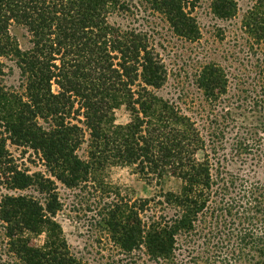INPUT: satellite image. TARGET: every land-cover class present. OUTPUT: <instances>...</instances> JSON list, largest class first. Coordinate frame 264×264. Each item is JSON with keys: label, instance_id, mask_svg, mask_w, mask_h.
Here are the masks:
<instances>
[{"label": "trees", "instance_id": "trees-1", "mask_svg": "<svg viewBox=\"0 0 264 264\" xmlns=\"http://www.w3.org/2000/svg\"><path fill=\"white\" fill-rule=\"evenodd\" d=\"M147 1L176 34L200 37L191 12L199 0ZM217 1L219 14L229 17L233 0ZM257 1L252 17L258 20L264 0ZM125 6L118 0H0V173L7 189L36 186L47 197L43 203L29 195H5L0 214L8 236L46 229L54 238L41 248L18 238L17 249L30 264H91L57 239L60 226L52 217L61 204L51 192V177L70 188L88 186L108 166H133L148 180L170 172L182 186L133 203L121 198L107 203L103 224L119 252L111 264H264V182L242 184L226 176L208 153V143L224 130H212L207 139L190 116L155 92L167 70L150 35L108 21L112 8ZM14 24L27 29L26 48L12 34ZM245 28L251 29L253 45L264 49V27ZM4 59L19 69L20 88L4 83ZM256 63L251 83L241 72L236 88L239 98L262 113L261 127L243 122L234 127L237 153L259 161L264 159L259 149L264 52ZM198 83L210 101H217L228 92L229 78L210 62ZM122 106L131 116L126 124L116 123L115 111ZM10 143L41 153L51 177L23 169Z\"/></svg>", "mask_w": 264, "mask_h": 264}, {"label": "rangeland", "instance_id": "rangeland-1", "mask_svg": "<svg viewBox=\"0 0 264 264\" xmlns=\"http://www.w3.org/2000/svg\"><path fill=\"white\" fill-rule=\"evenodd\" d=\"M118 1L128 5L125 6L128 9L112 8L108 21L121 27H137L147 32L152 46L160 54L166 67V80L155 92L190 116L203 129L207 139L212 137V130H224L225 133L220 138H213V144L208 143V153L216 165L223 166V172L228 173L226 176L238 177L242 179L239 181L242 184L264 182V159L257 161L253 160V155L237 153L234 127L236 122L261 127L262 113L251 107L249 99L238 97L240 93L236 83L241 72H245L251 83L257 71V59L263 58L264 49L253 45L251 29L245 27H264V6L258 7L260 12L257 20L252 17L256 12L257 0H233L235 7L232 13L229 17H223L218 12L217 0H199L191 12L200 29V37L192 40L176 34L167 19L152 9L149 1ZM11 31L23 48L30 45V35L25 27L14 24ZM4 61V83L9 88H20L19 69L14 61ZM210 62L223 67L229 78L228 92L217 101H210L198 83L200 71ZM54 89L58 88L55 86ZM115 117L116 123L126 124L131 116L126 107L122 106L115 111ZM259 133L262 135V146L259 149L264 151V133L262 130ZM9 149L23 169H29L30 173L40 171L51 177L41 153L11 143ZM79 153H86V144L82 145ZM204 153L200 152L199 156L202 158ZM1 176L0 173V202L5 195L20 194L32 196L43 203L46 201V191L42 192L36 186L24 190L7 189ZM51 178L55 181V189L51 192L61 204L52 217L60 226L61 233L57 239L67 243L71 254L82 257L91 264H111L119 258L114 240L103 224L107 203L119 200L118 198L133 203L142 198L154 197L162 190L179 191L182 186V180L170 172L161 180H148L137 173L133 166L120 165L106 167L99 173L97 181L88 182V186L82 184L70 188L54 177ZM237 187L230 195L233 198L238 194L239 185ZM7 227L8 224L1 219L0 214V264H30L17 249L18 238L27 240L29 247L38 248L54 240L46 229L40 233L26 230L10 237Z\"/></svg>", "mask_w": 264, "mask_h": 264}]
</instances>
